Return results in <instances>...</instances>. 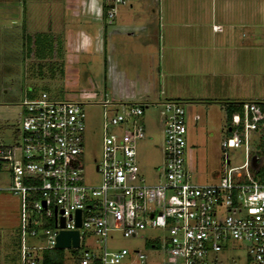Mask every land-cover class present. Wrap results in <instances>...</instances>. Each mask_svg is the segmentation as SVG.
I'll use <instances>...</instances> for the list:
<instances>
[{
	"label": "built area",
	"instance_id": "built-area-1",
	"mask_svg": "<svg viewBox=\"0 0 264 264\" xmlns=\"http://www.w3.org/2000/svg\"><path fill=\"white\" fill-rule=\"evenodd\" d=\"M127 1L102 0L104 17L113 18ZM89 104L53 98L45 91L23 97L12 142L5 144L0 137V164L9 171L1 189L18 202L17 264H41V251L56 249L59 230H75L78 237L76 247L61 248L75 250L62 264H119L128 254L143 264L140 250H108L105 240L112 231L134 237L147 229L162 232L148 242L162 248L168 263L219 264L218 254L226 245L245 242L248 264H264V163L258 149H250L251 136L264 137V96L242 100L230 113L219 148L242 147L243 160L229 165L222 157L223 167L210 183L190 181L184 168V109L168 99L160 103L164 126L156 180L146 182L136 165V144L145 136L143 106L101 100L100 154L98 161L93 158L99 183L85 184L84 107ZM90 236L101 243L97 252L87 247L76 253ZM34 239L42 243H30Z\"/></svg>",
	"mask_w": 264,
	"mask_h": 264
},
{
	"label": "rangeland",
	"instance_id": "rangeland-1",
	"mask_svg": "<svg viewBox=\"0 0 264 264\" xmlns=\"http://www.w3.org/2000/svg\"><path fill=\"white\" fill-rule=\"evenodd\" d=\"M101 1L0 0V137L5 144L12 142V132L21 116V100L32 87L37 92L44 90L53 98L60 95L61 99L90 103L84 107L81 174L85 184L96 185L99 177L93 172V158L98 161L100 154L99 102L106 100L113 106L141 105L144 107L140 121L145 136L136 144V165L139 175L151 183L156 180L162 161L164 122L155 79L157 48L141 49L138 40L147 21L146 9L155 11V0H128L111 19L104 17ZM34 32H47L60 42L57 54L53 52L49 59L57 64L52 76L46 66L41 74H36L33 56L23 53L22 34ZM58 64H61L60 72ZM263 66L264 60L260 58L261 70ZM185 109L184 168L192 183H210L223 167L222 157L229 160V165L241 163L242 147L224 151L219 148L223 137L219 129L224 122L219 104L206 112L204 108L205 114L198 112L196 120L188 118ZM259 142L252 140L250 149L257 150ZM260 157L264 163V146ZM8 178V169L0 164V260L9 255L6 264H16L18 202L8 190L1 189L7 186ZM161 236L159 229L141 230L134 237H122L112 231L105 246L108 250L138 249L145 255L143 264H179L166 262L162 248L147 243ZM30 243L39 245L42 240L34 239ZM82 243L76 253L87 247L97 252L101 246L93 236L85 237ZM63 255L67 259L71 252L65 249ZM218 259L219 264H248L245 242L229 243ZM119 264L139 263L128 254Z\"/></svg>",
	"mask_w": 264,
	"mask_h": 264
},
{
	"label": "crops",
	"instance_id": "crops-1",
	"mask_svg": "<svg viewBox=\"0 0 264 264\" xmlns=\"http://www.w3.org/2000/svg\"><path fill=\"white\" fill-rule=\"evenodd\" d=\"M146 14L138 41L141 49L157 48L160 103L179 102L191 120L219 104L224 136L221 101L264 96V0H155Z\"/></svg>",
	"mask_w": 264,
	"mask_h": 264
},
{
	"label": "trees",
	"instance_id": "trees-1",
	"mask_svg": "<svg viewBox=\"0 0 264 264\" xmlns=\"http://www.w3.org/2000/svg\"><path fill=\"white\" fill-rule=\"evenodd\" d=\"M22 44L24 45L23 53L28 55L31 53L33 56L32 65L34 66V71L36 74H41V70L44 66L47 67L50 76H52L54 67L57 66L54 62L49 61L53 57V54H57L58 48L60 47L59 40L48 34L47 32H34L32 35L22 34ZM22 45V46H23ZM54 52V53H53ZM61 65V64H60ZM60 65L58 64V71L60 72ZM44 91V90H41ZM40 92V91H39ZM38 92L34 88H30L28 91H25L24 96L31 98L35 96ZM60 96V95H59ZM58 96L59 99H61ZM242 101V100H241ZM238 101H221V104L224 108V113L226 117V123L228 122V117L230 113L237 110V105L241 102ZM264 146V137L260 139V142L257 145L259 151L257 154H261V148ZM48 224H46L47 226ZM147 243H150L147 241ZM71 254H75V250H71ZM63 251L61 249H46L41 251V264H62L63 262ZM17 264V263H16Z\"/></svg>",
	"mask_w": 264,
	"mask_h": 264
},
{
	"label": "water",
	"instance_id": "water-1",
	"mask_svg": "<svg viewBox=\"0 0 264 264\" xmlns=\"http://www.w3.org/2000/svg\"><path fill=\"white\" fill-rule=\"evenodd\" d=\"M75 225H78L79 210L74 212ZM62 219H59L61 224ZM77 232L75 230H59L54 236L53 247L56 249L76 247L77 246Z\"/></svg>",
	"mask_w": 264,
	"mask_h": 264
}]
</instances>
